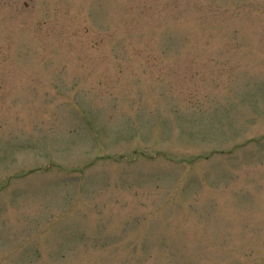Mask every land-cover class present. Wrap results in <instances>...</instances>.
I'll list each match as a JSON object with an SVG mask.
<instances>
[{"label":"rangeland","instance_id":"rangeland-1","mask_svg":"<svg viewBox=\"0 0 264 264\" xmlns=\"http://www.w3.org/2000/svg\"><path fill=\"white\" fill-rule=\"evenodd\" d=\"M0 264H264V0H0Z\"/></svg>","mask_w":264,"mask_h":264}]
</instances>
